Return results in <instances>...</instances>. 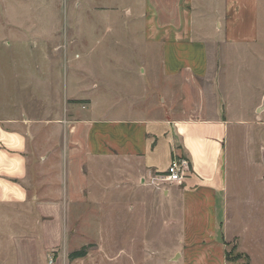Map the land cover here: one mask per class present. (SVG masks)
<instances>
[{
    "label": "crops",
    "instance_id": "0c3cea01",
    "mask_svg": "<svg viewBox=\"0 0 264 264\" xmlns=\"http://www.w3.org/2000/svg\"><path fill=\"white\" fill-rule=\"evenodd\" d=\"M97 1L106 2V8L98 9ZM76 3L91 18L104 15L112 25L110 33L130 34L128 39L112 38L109 47L137 51L132 64L126 62V73L136 82L117 96L119 103L101 101L95 90L102 85L95 83L73 95L88 100L86 104L64 107L59 114L50 105L45 119H33L26 111L18 117L0 116V251L12 243L20 264H39L41 248L47 264H71L70 252L59 253L52 262L49 252L67 248L75 233L80 239L86 232L80 228L84 212L96 210L102 202L106 240L115 241L114 228L128 225L123 207L130 190L98 188L96 180L103 164L119 161L127 168L131 164L132 177L140 178V243L148 250L170 260L179 258L172 264H232L228 246L236 241L250 264H264L261 230L251 232L244 216L247 204L263 211L264 184L262 191L248 195L235 182L232 185L230 122L222 103L210 99L205 80L209 42H258L262 0H140L138 7L128 0ZM140 50L151 63L140 59ZM43 79L37 88L47 96H55V89L69 96L63 78L61 83ZM99 108L102 111L96 112ZM174 157L189 160L186 177L162 180L159 187L150 184ZM102 195L99 202L97 196ZM86 224L94 229L101 221L93 218ZM159 242L168 247L156 246Z\"/></svg>",
    "mask_w": 264,
    "mask_h": 264
},
{
    "label": "rangeland",
    "instance_id": "374dc122",
    "mask_svg": "<svg viewBox=\"0 0 264 264\" xmlns=\"http://www.w3.org/2000/svg\"><path fill=\"white\" fill-rule=\"evenodd\" d=\"M76 1L0 0V116L18 117L26 111L33 119H45L46 110L51 107L50 105H53L52 107H55L59 114L64 107L71 109L74 105L86 104L88 100L73 95L84 88H93L95 83L102 85L95 90L101 101L112 100L114 104L119 103L121 99H116L117 96L125 93L131 82L135 81L132 79L134 75L126 73V62L131 65L137 51L115 50L109 47L112 38L128 39L130 34L126 31L122 33L120 31L118 35L110 33L108 27L112 25L108 24L104 15L98 16L97 19L89 17L87 13L83 14L82 10L76 8L79 6ZM139 1L128 0V3L135 7ZM105 5L106 2L97 1L98 9H105ZM211 22L215 25V20ZM259 37L254 45L234 46L223 44L224 42H209L210 69L205 79L210 99L215 98L216 102L219 100L222 103L224 117L230 122L228 154L232 161L231 183L233 185L235 182L241 193L247 195L262 191L264 184V179L260 180L264 178V0L260 9ZM75 39L78 44L72 47L76 42ZM95 45H98L95 51H88V48ZM76 48L83 50L78 52ZM141 58L152 62L142 50H140ZM133 67L136 69L135 66ZM43 78L57 79L60 83L63 78L69 96L66 97L55 89L52 93L55 96L50 97L51 95L47 96L46 93L38 90L37 86H40V80H44ZM88 78L89 80L85 81ZM213 83L215 89L212 87ZM143 101L140 99V106ZM100 108L96 109V112L102 111ZM82 111L88 112V110ZM115 111H119V108ZM37 134V138H40V132ZM60 138L63 139L62 136ZM60 150L61 146L58 147V151ZM130 165L127 168V164L119 161L108 162L97 172L98 188L117 186L130 190L129 195L125 196L128 205L125 203L123 207L128 225L114 228L117 230L116 240L110 242L106 240L104 219L107 211L103 202L98 203L96 210L84 212L86 220H82L80 224V228H84L87 234L95 235L86 236V232H82L79 239L75 233V236L69 237L67 248L60 247L57 251H50V255L48 253L50 262L55 260L59 253L68 255L69 252L83 246L88 247L87 255L73 260L68 256V263L172 264L177 262L179 258L170 260L169 257H162L161 254L153 253L140 243L144 231L140 227V203H137V200H140V194L137 192L140 189V178L132 177L133 170ZM122 168L123 171L128 169L129 172L124 171V173L120 170ZM126 175L129 177L128 180L125 178ZM161 182L164 181L151 180L150 184L159 187L162 185ZM94 185L95 183H92L91 187ZM98 198L100 202L105 196H97ZM251 207L252 205L247 204L244 216L251 232L260 228L259 246L264 252V209L257 211ZM93 218L101 221V226H94V229L86 226L88 219L92 221ZM33 222V228L37 230L36 220L34 219ZM77 240L80 241L76 242ZM234 244L238 246L236 241H230L228 246L232 254L231 258L240 252L238 247L234 249ZM12 245V243L3 245L5 248L0 251V264H20ZM155 245L164 249L168 247L167 242H159ZM38 252L39 264H47L41 248ZM231 262L243 263L244 258L240 257L237 261Z\"/></svg>",
    "mask_w": 264,
    "mask_h": 264
},
{
    "label": "built area",
    "instance_id": "2783aa9c",
    "mask_svg": "<svg viewBox=\"0 0 264 264\" xmlns=\"http://www.w3.org/2000/svg\"><path fill=\"white\" fill-rule=\"evenodd\" d=\"M190 162L186 158L174 157L170 162L165 173L156 174L152 177L155 180H165L170 182H178L183 180L189 171ZM52 261V260H51Z\"/></svg>",
    "mask_w": 264,
    "mask_h": 264
},
{
    "label": "trees",
    "instance_id": "16d2710c",
    "mask_svg": "<svg viewBox=\"0 0 264 264\" xmlns=\"http://www.w3.org/2000/svg\"><path fill=\"white\" fill-rule=\"evenodd\" d=\"M237 244H234V249H237ZM88 253V247L87 246H83L82 248L80 249H77V250H74L72 252H70L69 254V259L70 260H73V259H77V258H81V257H85ZM232 257V254L230 251H228L227 253V258L229 261H237V259H239L240 257L244 258V262L243 263H240V262H237L236 264H250V257L249 255L247 254H244L242 252H238V254H236V256H234L233 258Z\"/></svg>",
    "mask_w": 264,
    "mask_h": 264
}]
</instances>
